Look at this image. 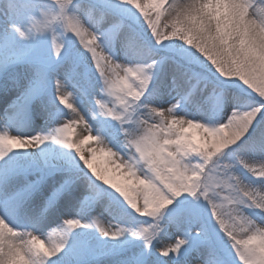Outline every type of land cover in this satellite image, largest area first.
<instances>
[{
    "label": "snow or ice",
    "instance_id": "6c2138e0",
    "mask_svg": "<svg viewBox=\"0 0 264 264\" xmlns=\"http://www.w3.org/2000/svg\"><path fill=\"white\" fill-rule=\"evenodd\" d=\"M0 106V264H264V0H4Z\"/></svg>",
    "mask_w": 264,
    "mask_h": 264
},
{
    "label": "rangeland",
    "instance_id": "374dc122",
    "mask_svg": "<svg viewBox=\"0 0 264 264\" xmlns=\"http://www.w3.org/2000/svg\"><path fill=\"white\" fill-rule=\"evenodd\" d=\"M4 2V0H0V3H3ZM163 99H165V100H167V99H170V97L169 96H165V97H163ZM0 115H2V106H0ZM37 125H40V124H43V122H37L36 123ZM192 132H193V134L194 135H196L197 133H196V130H192ZM89 145H91L92 147H95L96 145L93 143V142H89ZM88 145H86V147H87ZM198 257H195V256H193V257H190L189 258V261H190V264H198Z\"/></svg>",
    "mask_w": 264,
    "mask_h": 264
},
{
    "label": "bare ground",
    "instance_id": "6f19581e",
    "mask_svg": "<svg viewBox=\"0 0 264 264\" xmlns=\"http://www.w3.org/2000/svg\"><path fill=\"white\" fill-rule=\"evenodd\" d=\"M35 123H37V122H43L44 123V121H43V119L42 118H38V119H36L35 121H34Z\"/></svg>",
    "mask_w": 264,
    "mask_h": 264
}]
</instances>
